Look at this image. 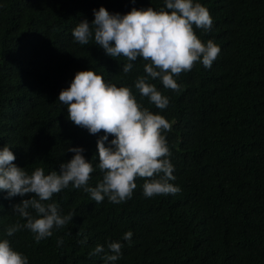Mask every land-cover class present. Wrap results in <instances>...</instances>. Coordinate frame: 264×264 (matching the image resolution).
I'll return each instance as SVG.
<instances>
[{
	"label": "trees",
	"instance_id": "trees-1",
	"mask_svg": "<svg viewBox=\"0 0 264 264\" xmlns=\"http://www.w3.org/2000/svg\"><path fill=\"white\" fill-rule=\"evenodd\" d=\"M194 2L213 20L210 31L196 35L220 53L210 69L197 63L175 77L179 92L150 79L169 98L160 110L134 86L146 75L141 58L125 74L124 57H109L94 39L80 45L72 31L91 23L100 7L123 16L133 8L159 11L164 0H0V149L10 148L14 164L28 174L37 167L59 173L73 155L67 148L82 147L95 169L88 185L102 180L96 141L104 133L75 126L58 100L78 71L93 70L171 123L164 133L174 166L169 183L181 189L146 198L138 178L132 197L114 204L96 203L70 184L47 203L62 215L74 212L72 222L39 243L27 229L6 234L25 223L13 205L31 194L0 191V240L28 264H264V0ZM117 241L121 256L109 262L107 245ZM97 245L104 252L89 256Z\"/></svg>",
	"mask_w": 264,
	"mask_h": 264
},
{
	"label": "clouds",
	"instance_id": "clouds-1",
	"mask_svg": "<svg viewBox=\"0 0 264 264\" xmlns=\"http://www.w3.org/2000/svg\"><path fill=\"white\" fill-rule=\"evenodd\" d=\"M212 24L210 12L202 4L194 0H164L159 11L152 7L133 8L123 16L100 7L94 10L91 23L85 20L77 24L72 36L80 45H88L94 39L109 57H124L128 61L122 68L125 74L132 70V62L141 58L146 75L138 76L134 86L141 98L164 110L169 98L148 81L159 80L165 89L179 92L175 77L191 71L197 63L210 69L220 48L212 40L202 42L195 29L208 32ZM58 100L66 105L67 119L75 126L92 135L104 133L96 141L97 167L103 174L102 180L95 187L88 185L95 169L85 159L82 147H68L66 151L73 153L71 159L59 165V173L53 170L45 175L42 167L31 174L17 167L15 155L4 146L0 149V191L6 192L8 198L31 194V198L13 205V212L25 223L9 227L7 236L27 229L39 243L52 236L53 228L72 222L74 212L62 215L56 203H47L70 184L82 188L96 203L105 198L114 204L126 202L132 197L138 178L145 181L146 198L181 191L169 183L175 176L164 133L171 131L172 125L162 115L142 107L130 88L106 83L93 70L78 71L69 87L60 91ZM109 136L113 137L110 141ZM132 235L131 231L125 232L123 239L130 241ZM85 242L86 239L81 241ZM62 243V239L58 240V246ZM107 247L111 254L104 259L118 260L123 245L117 241ZM101 252L103 246L97 245L89 256ZM0 264H28V260L4 239L0 240Z\"/></svg>",
	"mask_w": 264,
	"mask_h": 264
}]
</instances>
